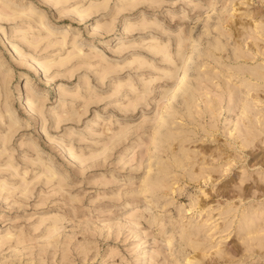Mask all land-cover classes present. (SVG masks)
<instances>
[{
    "label": "rangeland",
    "instance_id": "obj_1",
    "mask_svg": "<svg viewBox=\"0 0 264 264\" xmlns=\"http://www.w3.org/2000/svg\"><path fill=\"white\" fill-rule=\"evenodd\" d=\"M0 264H264V0H0Z\"/></svg>",
    "mask_w": 264,
    "mask_h": 264
},
{
    "label": "bare ground",
    "instance_id": "obj_2",
    "mask_svg": "<svg viewBox=\"0 0 264 264\" xmlns=\"http://www.w3.org/2000/svg\"><path fill=\"white\" fill-rule=\"evenodd\" d=\"M22 81H23V80H22ZM16 83H17V86H16V88L14 89V91H15L16 89H20V90H21L23 87H25V86L28 84V81H26L24 85H23V83H22L21 81H17ZM28 102H29V101H28ZM30 102H31V101H30ZM32 105H33V103L29 104V107L31 108Z\"/></svg>",
    "mask_w": 264,
    "mask_h": 264
}]
</instances>
